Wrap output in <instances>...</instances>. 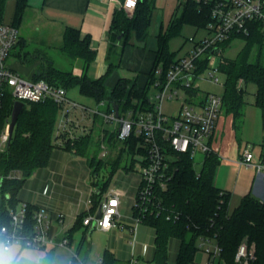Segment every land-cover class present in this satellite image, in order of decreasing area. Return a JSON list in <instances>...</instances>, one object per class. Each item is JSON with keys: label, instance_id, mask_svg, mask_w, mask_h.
<instances>
[{"label": "trees", "instance_id": "obj_1", "mask_svg": "<svg viewBox=\"0 0 264 264\" xmlns=\"http://www.w3.org/2000/svg\"><path fill=\"white\" fill-rule=\"evenodd\" d=\"M6 2L7 0H0V22H4ZM154 5V0H137L131 16L123 8L116 9L111 22V33L121 36L126 44L133 37L139 41L145 40ZM26 7V0H17L14 21L11 23L13 26L19 27ZM179 7L180 12L171 19L167 29L160 30L157 35L158 47L155 51L154 66L143 86L138 83L136 76L119 77L113 87H108L106 80L119 62H110L105 74L91 78L88 69L96 58V51L91 47V37L86 35L82 38L81 31L75 27L65 29L61 50L69 57L81 60L82 73L77 74L72 69L59 68L48 59V65L29 74L35 80L45 79L51 83L61 84L68 90L78 87L82 95L97 104L105 102L108 111L115 109V105H118L121 114L129 109L151 108L153 103L149 95L155 81L156 66L162 62L166 68L177 57L176 52L170 50L169 41L181 34L183 25L190 24L201 28L209 20L208 8L195 0H184L180 2ZM235 38L245 40V45L237 57L224 58L220 64V72L225 75L221 112L232 117L234 128L243 125L247 104L245 96L249 91V85H255L254 104L261 109L262 114L261 154L264 157V40L261 25L255 24L249 35L232 36L221 45L225 48ZM19 45H22L21 40L15 48ZM13 53L12 55L19 56L22 63L27 61L23 52ZM206 63V60L202 62V68H205ZM12 110V101L8 100L1 119V129L5 128L8 122L10 123ZM62 110L60 104L47 100L30 102L21 111L10 142L0 151V228L10 224L9 208H16L19 205V193L25 182L29 176L49 163L56 146L73 151L75 155H85L89 151L93 133H80L72 138L57 127L58 115ZM109 132L108 129H104L103 138L108 137L113 150L117 147L112 141L115 134ZM60 141L63 144H60ZM141 143H143L142 138L132 136L120 146L115 158L109 155L105 163L113 159L110 162L113 166L110 179L119 168L124 153L133 157L137 153L140 155L144 153ZM104 161L99 159L96 162L95 157H92L90 164L94 175H99ZM135 161L132 158L128 168L134 167ZM202 161V167L197 170L196 163L190 155L178 154L174 162V176L167 189L159 192L162 207L160 214L142 215V222L151 225L154 229L155 250L151 261L138 264H169L168 246L172 237L180 240L175 264H190L194 261L198 242L203 236L216 238L222 247L220 258L225 264H237L235 255L243 242L252 245L255 249L256 258L253 264H264V204L261 199L249 192L229 213L231 191L219 188L214 182L216 169L221 161L219 153L213 150L206 154ZM109 182L110 180H107L99 187V193H93L92 207L78 216L68 238H71L72 233L83 225L84 217L95 211L103 193L109 187ZM37 209V205L28 203L25 223L28 233L34 231V214ZM134 212L138 213L135 209ZM169 214H178V218L168 219ZM1 241L2 236H0ZM103 258L102 264H121L108 249L104 250Z\"/></svg>", "mask_w": 264, "mask_h": 264}, {"label": "built area", "instance_id": "obj_2", "mask_svg": "<svg viewBox=\"0 0 264 264\" xmlns=\"http://www.w3.org/2000/svg\"><path fill=\"white\" fill-rule=\"evenodd\" d=\"M118 3L119 8L127 11L129 4L133 6V0H108ZM208 8L209 20L203 27V35L198 39L191 36L189 41L192 47L184 55L164 68L160 62L155 68V81L152 88L155 93L149 95L153 105L146 109H129L125 113L117 114L115 109L108 111L101 102L97 107H90L71 99L68 89L61 84L51 83L45 79L35 80L23 76L22 72L11 63L13 49L18 44L19 30L6 22H0V125L4 109L8 100L12 101V107L16 101L44 102L53 100L63 107L65 120L60 124V130L68 137L74 138L76 130L82 133L88 130L71 118L68 113L71 110L80 109L91 116H101L104 122H117L118 127L111 131L118 139L123 141L132 136L143 139L140 144L143 154L138 160L137 166L141 175V184L138 189L133 208L138 212L134 215V224L127 226L120 222L119 210L120 197L115 188L107 191L105 197L99 202L94 212L87 214L83 219V225L88 228L109 230L119 227L129 230L132 235V244L135 245L138 226L142 223V215L146 213L160 214L162 207L159 192L166 190L174 176V162L178 154L190 155L195 163L199 154L212 152L211 136L219 119L222 107V94L201 93L199 80L208 78L212 82L221 83L218 74L220 64L224 60V48L221 45L232 36L249 35L252 26L261 25L264 40V0H195ZM137 3V1H136ZM134 3V9L136 6ZM206 60L205 68L202 62ZM151 91V90H150ZM193 91L194 93H192ZM180 102L177 113L173 116L163 111L164 101ZM9 122L5 128H0V151L9 141ZM103 138V137H102ZM60 144H63L60 141ZM101 158H108L112 149L102 142ZM240 166L247 165L255 168L264 176V157L255 159V154L246 148L238 161ZM11 176V175H10ZM223 193V191H221ZM264 204V196L261 198ZM90 208L93 200L88 201ZM28 203L22 202L16 208H9L10 224L0 228L2 244L5 248L12 245L23 247H44L47 245L69 246L68 236L57 241L50 236L51 219L48 208L38 206L34 214L35 227L32 233L26 229ZM101 210V217H97ZM64 213H58L59 221H63ZM168 219H177L178 214L167 215ZM214 240V246L207 243ZM199 242L206 245V251L210 253L209 264H215V259L221 257L222 247L216 238L203 236ZM77 256V255H76ZM256 258L255 249L243 242L240 244L235 261L237 264H253ZM100 256L98 263H103ZM90 264V263H84ZM131 264H137L135 260Z\"/></svg>", "mask_w": 264, "mask_h": 264}, {"label": "rangeland", "instance_id": "obj_3", "mask_svg": "<svg viewBox=\"0 0 264 264\" xmlns=\"http://www.w3.org/2000/svg\"><path fill=\"white\" fill-rule=\"evenodd\" d=\"M184 0H154V9L152 12L151 23L148 28V34L145 40L139 41L136 37L131 39V42L135 45H140L145 47L147 50H155L158 47V39L157 35L160 30L165 31L169 26L171 19L180 12L179 4ZM26 22L22 23L19 26L20 36L25 38L26 44L19 45L15 49H13L14 53L23 52L27 59L25 63L20 61L19 56L13 55L10 60L11 63L20 64V67H27L29 72L37 71L42 68V66L48 65L47 60H54L56 62L57 67L65 70H74V67L80 62V59L69 57L67 54L63 53L62 50L49 46L48 41L45 37L39 36L34 30L32 23L28 24ZM31 27V28H30ZM32 31V32H30ZM203 35L201 30H197L194 26L190 24H185L182 27L181 34L179 36L173 37L169 41V48L171 51L176 52V56L184 55L189 49L192 47V42L189 41L191 36H195L197 39ZM245 45V40L242 38H235L232 42L224 48L223 56L227 59H234L237 57L239 52L242 50ZM13 53V54H14ZM17 61V62H16ZM19 67V68H20ZM76 69V68H75ZM22 70V69H21ZM22 72V71H21ZM124 74L125 72H121ZM23 76L29 78L30 74L26 73V71L22 72ZM221 83H215L209 80L208 78H201L199 80L201 93H216L222 94L224 90V82L225 75L221 72L218 74ZM255 85H249V91L246 93V108H245V118L243 125L240 124L236 128H234L232 124V117L226 115L221 112L219 115V119L214 130L215 135L212 136L211 144L215 147V150L219 153L221 157L220 164L218 165L214 177V182L218 187L228 189L231 191L232 197L229 204L228 212L231 213L233 209L239 205L243 196L249 192L253 195V191H251V187L253 184V179L257 174V170L251 166L238 164L240 159V155L243 154L246 148L250 149L255 155L261 153V143L263 139V130H262V114L261 109L254 104V93H255ZM155 91L151 89L150 94H154ZM69 97L79 103H86L93 106H98L95 104V101L92 99L82 95L79 91L78 87H73L69 90ZM29 103L26 102L25 105ZM180 102L177 100L174 101H164L163 103V111L167 115H175L179 109ZM102 108V106H100ZM76 111L70 116L71 118L77 119L79 122L86 123V119L80 116V109H75ZM101 120L103 118L98 115ZM65 112L64 110L59 112L57 127L60 126L62 120H65ZM104 121V120H103ZM106 128L112 129L117 128L119 125L117 122H104ZM98 132H94L92 135V145L89 151L85 155H74L69 154V157L76 160L75 165V173L72 176L66 178L68 184L71 186V190L68 188V196H72L74 202H81L83 197H86L88 190L94 188L93 181L98 182L103 186L104 182L110 180L109 187L119 185H132L135 179H138V166L137 162L141 159V155L139 153L135 154L134 157L131 154L124 153L121 159L119 168L115 171L113 176L110 179L111 171L113 170V166L110 162L113 159L109 160L108 163H105L107 158H101V149L102 142H105L107 145L111 146V143L107 137V139L99 138L97 136ZM113 143L117 144V149L120 146H123L124 141L118 139L115 135L113 137ZM63 151L59 146H56L53 149L50 163H56L59 161ZM112 154V152L110 153ZM92 157H95V161L97 162L99 159L105 160L102 167L99 170V175H94L92 173L91 160ZM132 158L136 160L135 168L131 171L132 168H128L132 161ZM198 163L196 164L197 170H200L202 167L203 155L199 154ZM127 170H130V177L126 178ZM51 170H49V175L51 174ZM33 175V174H32ZM29 176L28 180L34 178L33 176ZM27 180V181H28ZM32 187V186H31ZM30 187V191L33 189ZM99 187V186H98ZM96 189V188H95ZM35 191V190H34ZM70 191V192H69ZM86 191V192H85ZM86 193V195H85ZM89 195V193H88ZM89 197V196H88ZM87 198V197H86ZM124 212V211H123ZM130 208L123 213L124 222H130L131 219H128L127 216L130 215ZM131 218V216H130ZM140 237L136 243V251L134 259H137L140 263L151 261L154 256V229L151 225L147 223H140ZM92 239L95 245L90 252L89 261L95 260L97 257L98 247L102 243H105L108 239V235L102 234L98 231H95L92 234ZM117 242V250L121 252L122 255H118V257L123 260L121 264H129L127 260L131 258L132 247L130 245L127 246V243L120 242L118 237L116 238ZM215 241L207 243V245L214 246ZM2 244V242H0ZM180 240L176 237H172L169 241L168 246V254L169 264H175L177 252L179 249ZM202 242H198V250L195 254L194 261L190 264H209L210 262V253L206 251V245ZM11 248L16 250V256L22 262V264H67L68 260L73 255L70 251H66L64 249H56L52 252V248L50 246L47 247H24L23 250L17 253L20 247L12 246ZM88 251V244L85 242L84 246L80 251L81 257H84L85 253ZM70 252V253H69ZM103 252V251H102ZM71 255V256H70ZM215 264H225L224 260L217 257L215 259ZM74 264H77L75 262Z\"/></svg>", "mask_w": 264, "mask_h": 264}, {"label": "crops", "instance_id": "obj_4", "mask_svg": "<svg viewBox=\"0 0 264 264\" xmlns=\"http://www.w3.org/2000/svg\"><path fill=\"white\" fill-rule=\"evenodd\" d=\"M27 7L24 12L23 18L19 26L26 22L30 24L32 23L33 29L35 33H37L41 37H45L48 41L49 46H54L61 50V46L63 44V35L64 31L67 27H75L81 31V37H85L89 35L91 37V47L96 51V58L91 63L88 69V75L91 78H98L105 74L108 69L109 63L119 62V65L114 68L113 72L106 80V84L108 87H113L119 77H136L138 76V83L143 86L146 84L148 79V73L153 69L156 49L155 50H147L145 47L140 45H135L130 42L125 43L124 39L121 36H116L111 33L110 27L113 18L114 11L119 8L118 3L110 2L108 0H26ZM124 1V0H121ZM137 0H133V6L129 4V7L126 13L131 16L134 11V3ZM17 7V0H7L6 8L4 13V22L11 24L14 21L15 13ZM198 31L202 32L203 27L198 28L195 27ZM19 30V27H18ZM32 32V31H30ZM19 38L22 42V45L26 44L25 38L20 36ZM134 38V37H133ZM63 52V51H62ZM64 53V52H63ZM52 63L56 65L54 60H51ZM17 62V61H16ZM15 68L20 71L29 72L27 67H20V64L12 63ZM20 67V68H19ZM60 68V66H59ZM76 68V69H75ZM22 69V70H21ZM74 72L77 74L82 73V62L78 61L76 66L74 67ZM121 72H125L122 74ZM69 94V90H68ZM72 99V98H71ZM90 107H97L90 104L83 103ZM96 105H98L95 102ZM102 109H106L105 105H103ZM76 110L69 111L68 115L72 116L71 113ZM80 116L86 119V123H81L88 132L94 133L98 132L97 136L102 139L104 129L106 125L104 121L100 119L98 116H91L82 110L79 111ZM73 117V116H72ZM218 122V121H217ZM110 130V129H108ZM77 134L82 133L81 129H77L75 131ZM112 133L111 131L109 132ZM213 133L212 136H214ZM210 140L212 141V137ZM212 145V144H211ZM63 151L59 161L54 163H48L46 166L38 169L33 175L34 178L25 182L24 186L20 190L19 199L20 203L26 202L35 204L37 206L44 205L48 208L49 217L51 219V227H50V236L54 237L55 240L59 241L64 236H68L69 232L72 231L78 216L90 209V205L88 203L89 199H92V195L94 192L99 193V184L96 181H93L94 188L88 190L86 197H83L81 202H74L72 196H68V188L71 190V186L68 184L66 178L72 176L75 173V163L76 160L69 157V154H74L73 151H69L64 149L62 146H59ZM213 149L215 147L212 145ZM120 148V147H119ZM118 148V149H119ZM117 148L112 150V156L115 158L117 156ZM217 151V150H216ZM241 156V155H240ZM262 157V154H256L255 159H259ZM136 162V161H135ZM136 164V163H135ZM131 163L128 166H130ZM135 165L131 171H133ZM49 170H51V174L49 175ZM130 170H127L126 178L130 177ZM93 173V170H92ZM32 175V176H33ZM138 179H135L132 185H119L112 186L108 188L102 195L101 200L105 197L108 190L111 188H115L119 192L120 197V206L119 210L121 213L120 222L126 224L127 226H132L134 224V208L133 205L136 200V195L138 189L141 184V175L138 170ZM97 176V175H96ZM216 185V184H215ZM32 186V187H31ZM99 186V187H98ZM217 186V185H216ZM30 187L33 189L30 191ZM96 188V189H95ZM221 188V187H219ZM224 189V188H221ZM35 190V191H34ZM228 190V189H224ZM230 191V190H228ZM251 191H253V195L259 199L264 196V176L261 173L255 175L253 179V184L251 187ZM70 192V191H69ZM86 192V191H85ZM89 196V197H88ZM232 197V194H231ZM19 203V205H20ZM130 208L131 213L127 216L128 219H131L130 222H124L123 213H125ZM124 211V212H123ZM63 212L64 218L63 221H59L58 213ZM131 216V218H130ZM98 231L102 234L108 235V239L105 243L98 247L97 257L94 262L89 261L90 252L93 248L94 242L92 239V234ZM120 240L121 244L124 241L127 243V246L132 247L131 258L127 260L129 264H131L132 260H135L140 263L135 257V249L136 243L140 237V226H138L137 238L135 245L132 244L133 235L129 230H123L119 227L115 226L109 230H100L97 228H88L85 225H81L78 230H75L72 233L71 238H69V246L62 247L57 245H47L50 246L53 250L56 249H64L66 251H70L73 255L68 260L67 264H71L73 261L77 262V264H99L98 259L100 256H103L104 250L108 249L114 253L119 262H123L118 255H122L121 252L117 250V240ZM88 244V251L85 253L84 257H81L80 251L84 246V243ZM20 247L17 253L23 250V246L21 245H12ZM11 246V247H12ZM44 246V247H47ZM10 247V248H11ZM103 251V252H102ZM69 252V253H70ZM77 255V256H76ZM74 262V263H75Z\"/></svg>", "mask_w": 264, "mask_h": 264}, {"label": "water", "instance_id": "obj_5", "mask_svg": "<svg viewBox=\"0 0 264 264\" xmlns=\"http://www.w3.org/2000/svg\"><path fill=\"white\" fill-rule=\"evenodd\" d=\"M23 108H24V103L23 102L16 101L14 103L13 110H12V113H11V120H10L9 128H8L9 129V141H8V143L10 142V140H11V138L13 136V132H14L18 117H19L21 111L23 110ZM115 111H116L117 114H119L118 105H115ZM97 217H101V210L98 211Z\"/></svg>", "mask_w": 264, "mask_h": 264}, {"label": "clouds", "instance_id": "obj_6", "mask_svg": "<svg viewBox=\"0 0 264 264\" xmlns=\"http://www.w3.org/2000/svg\"><path fill=\"white\" fill-rule=\"evenodd\" d=\"M0 264H22V262L17 258L15 249L5 248L0 244Z\"/></svg>", "mask_w": 264, "mask_h": 264}]
</instances>
